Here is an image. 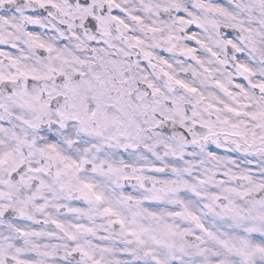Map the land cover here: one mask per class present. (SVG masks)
Segmentation results:
<instances>
[{"label": "snow or ice", "instance_id": "1", "mask_svg": "<svg viewBox=\"0 0 264 264\" xmlns=\"http://www.w3.org/2000/svg\"><path fill=\"white\" fill-rule=\"evenodd\" d=\"M0 264H264V0H0Z\"/></svg>", "mask_w": 264, "mask_h": 264}]
</instances>
